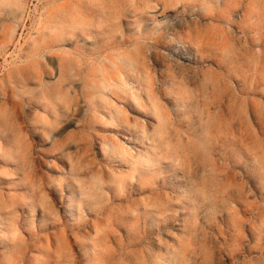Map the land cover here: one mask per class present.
Segmentation results:
<instances>
[{
	"label": "rangeland",
	"instance_id": "1",
	"mask_svg": "<svg viewBox=\"0 0 264 264\" xmlns=\"http://www.w3.org/2000/svg\"><path fill=\"white\" fill-rule=\"evenodd\" d=\"M94 1L97 0H87L88 3ZM186 3L208 6L205 7L208 18L213 15L210 6L203 5L202 0H186ZM70 5L77 7L78 0H0V90L4 82L9 81L15 92L21 93L23 86L14 83L16 78L10 79V76H16L22 68L39 60L50 65L52 71L51 76L43 77L45 83L60 81L62 69L59 63H53L51 54L28 57V52L48 25L50 15ZM157 9L158 13L147 14L150 19L147 30L139 24L132 27V33L139 37L146 31L156 30L170 38L175 33L191 46L188 54L182 52L184 47L152 49L147 52L148 69L138 72V68L133 71L129 66L126 68L132 80L120 72V58L135 48L146 51L143 43L113 48L100 60L90 61L88 71L102 70L104 63L108 65L112 61L105 75H115L130 97L137 98L131 102L134 107L125 100L94 94L84 98L82 116L75 113L70 118L74 125L63 136L46 137L45 124L54 118L46 107L50 101L39 97V107L26 106L36 138L28 129L22 135L27 144H34L31 147L34 157L19 162L11 160V163L0 157V200L3 202L0 204V264H264V241H261L264 231L260 225L264 221L261 197L264 193V99L259 96L264 95V86L256 88V94L249 96L253 111L249 139L245 143L241 135L236 134L238 144L232 147L234 168L231 173L226 167L229 162H220L225 165L223 175L229 174L221 178V184H230L236 192L235 198L225 200L224 210L215 212L204 198L205 192H200V200L205 199L206 206L198 210V203L190 199L193 188L187 184L188 178L180 174L179 183H173L172 177L175 173L172 165L179 164H174V160L182 154L177 152L179 146L193 139L189 124L181 120L187 118L190 98L194 99L196 93L200 95L194 82L198 78H223L215 64L205 63L206 54L198 47L199 37L219 40L229 32L237 39L231 43L233 49H244L241 53L245 67L235 71L231 79H225L228 93L241 105L244 97L237 86L264 80V2L245 3L240 11L233 13L231 25L211 19L200 21L196 13H183L182 5L166 12L159 11L160 7ZM252 9L256 14L250 18L248 10ZM132 16L126 21L135 23L137 19ZM155 23H158L156 28ZM122 28L126 30L127 26L122 25ZM60 50L61 56H65L64 50L72 52L70 48ZM177 50L182 57L173 53ZM160 57L166 58L164 62ZM84 74L82 77H87V73ZM106 97L113 103L112 111L123 114L125 126L135 135L110 124V111L105 105H98L104 103ZM198 97L204 100L201 95ZM7 103L2 99L0 109ZM167 124L183 135L180 139H171L168 145L161 143L163 136L159 134ZM108 128L112 131L106 132ZM42 136H45V144L39 143ZM82 138L86 141L82 142ZM63 143H70L71 148L60 147ZM3 145L0 139V149ZM56 147L58 151L53 152ZM114 148H119L128 163L122 165L109 157ZM162 150L167 154L166 159L161 158ZM140 165L146 167L142 171L146 176L134 173L133 169ZM165 177L171 181H165ZM149 178L150 189L145 191L142 183ZM122 182L135 185L134 193L121 187ZM121 190L124 196L116 200ZM166 198L172 202L167 213L159 208L161 200L165 202ZM180 199L184 203L178 201ZM238 237L242 243L236 242ZM247 248L254 255L246 254Z\"/></svg>",
	"mask_w": 264,
	"mask_h": 264
},
{
	"label": "bare ground",
	"instance_id": "2",
	"mask_svg": "<svg viewBox=\"0 0 264 264\" xmlns=\"http://www.w3.org/2000/svg\"><path fill=\"white\" fill-rule=\"evenodd\" d=\"M189 1L198 2V0ZM202 1H204L203 5L210 6V11L213 13L212 17L208 18L207 16V9H205V7L208 6L190 5L192 3L187 4L186 0H177L175 2L173 0H97L94 1V3H88L87 0H78L77 7L71 5L64 6L54 11L47 21L48 25L44 27V31L40 33L39 38L30 48L28 57H41L46 53L51 54L53 56V63H59L61 66L60 81L50 85L45 83L43 77L51 76L52 71L49 69L50 65L39 60L36 64L27 65L22 68L16 76H10V79L16 78V82L14 83L23 86L22 91H20L21 93L15 92V88L11 86L9 81L4 82L0 90V102L2 99H6L8 103L0 109V139L4 144L0 149V157L4 158L7 163H11V160H17L18 162L21 160L26 161L29 157H34L31 152V147H34V144H27L26 137L22 135L24 134L22 132L28 129L31 136L36 138L34 133H32L33 131L30 126L26 106L39 107V97H43L45 100L48 99L50 101L46 107L49 110V114L54 115L53 120L45 124L46 137H51L52 135H54V137L63 136L74 125L70 118L75 115V113L82 116L84 111L81 105L84 103V98H90L94 94H105L106 96L116 98L120 101L125 100L133 106L131 102H135L137 98L130 97L125 85L121 83L115 75L112 77H109L108 74L107 76L105 75L106 68L109 67L108 65L112 61H109L108 65L104 63V69L102 70L96 69L88 71L90 68V61L100 60L106 51L135 46L140 43L145 44L146 51L141 47L135 48L133 52H128L120 58L121 64L118 68H120L121 73H125L129 80L133 78L132 74L126 71V68L129 66L132 71L138 68V72L142 69H148L149 66L146 62L148 58L147 52L152 49L169 47L171 49H176L178 47H184L182 52L188 54L191 46L183 42V38L175 36V33L172 38L161 33V31L158 33L156 30L146 31L145 35H139V37H137L136 33H132V27L139 24L142 29H148L150 19L147 14L152 12L158 13L157 7H160L159 11L166 12L174 6L182 5L184 7L183 13H196L200 21L211 19L212 21L231 25L233 13L238 10L240 11L244 4L248 3L250 0ZM258 1L264 2V0ZM222 6H224V9H220ZM255 14V10H248L250 18ZM130 15H133L132 17L137 19L135 23L126 21V18ZM122 25L127 26L126 30L122 28ZM157 26L158 23H155L154 27L156 28ZM144 30L142 32H144ZM236 40V37L229 32L224 38H220L219 40L214 37H199L200 45L198 47L200 52L206 54L205 63L215 64L218 69L221 70L220 75L223 76V78L216 79L214 77H208L203 80L198 78V81L194 82L197 92L200 93L204 100H199L200 98L198 96L200 95L197 96V93L194 99L190 98L192 101L189 102L190 107H188L185 113L187 118L181 120V122L189 124V127H187L189 131L192 132L191 135L193 139H191L192 141L187 143V145L183 147L179 146L177 152L179 154L182 153L178 155L180 160L179 157H177L178 159L176 158L178 161L176 159L174 160V164H179L172 165L174 166L173 171L175 172L172 175L174 179L173 183H179L178 178L180 174L188 178L187 184H190L193 188L190 199L198 203L196 206L198 210H202L203 207L206 206V200H209L215 212L224 210L225 206L223 203L225 200L236 197L233 186L230 184L226 186L221 184V178L225 179L229 174H227V176L226 174L225 176L223 175V167L225 165L220 162L228 161L229 165H226V167L229 173H231L234 168L232 147L234 144H238L236 141V134L241 135L245 143H247L249 139L250 122H252L250 120L253 118V111L248 101L249 96L256 94V88L264 86V80L261 79L256 81L257 83L255 84L241 83L239 87L237 86L240 95L244 97L241 105H239L237 100L228 93V86L226 85L227 82L225 79H231L235 71H242L246 65L243 62L244 55L241 53L244 49H233L234 47H232L231 43ZM90 41L91 48L88 47ZM251 45L254 46L253 43H251ZM63 48H70L72 52L64 50L63 55L65 56H61L58 52ZM246 49L248 48H245V50ZM173 53H175L176 56L182 55L180 54V50L173 51ZM187 58H189V56H187ZM160 59L163 61L166 58L163 59V57H160ZM104 60L105 59H103V62ZM154 61L158 62V60ZM84 73H87V77H82ZM80 82L83 83L81 84ZM30 86L34 87L27 89ZM82 89L84 93H82ZM89 92L93 94L90 95ZM135 93L136 91L133 92V94ZM72 94L74 95L72 96ZM259 96L264 99V95L260 94ZM103 101L104 103L98 105H100V107L105 105L106 109L110 111L112 116L110 124L117 128H121L123 132H130L135 135L132 130L125 126L123 114L119 111H112L111 108L113 107V103L110 98L106 97ZM95 105H97V103H95ZM19 122L22 123L19 124ZM24 123L26 126H23ZM63 123H66V125L62 126ZM20 126L21 128H19ZM107 131H112V129L108 128L106 129V132ZM159 134L163 136V141L161 142L159 140V142L166 145L171 143V139H180L183 136L180 131L171 128L169 124H167L166 129L162 132L160 131ZM166 135H169L168 140H165ZM85 141L86 138H82V142ZM39 143H46L45 136L39 138ZM66 146L71 148L70 143H63L60 147L63 148ZM243 146L246 148L248 147V145L246 146L245 144H243ZM5 147L7 148L5 149ZM8 151L10 153H7ZM56 151H58L57 147L53 152ZM163 151L165 152V150L161 151V158L166 159L167 154L165 155ZM109 157H112L122 165L128 163L119 148H114L112 155H109ZM87 158V155L83 157L84 160ZM162 164L166 165L163 161ZM145 168L143 165H140L134 168L133 171L143 177L144 175L146 176V174L142 172ZM158 180L159 178H155V181ZM164 180L171 181L169 177H165ZM261 180L262 178L260 182ZM149 183H151L150 178L148 181L142 183V187L145 191L150 189ZM120 185L121 187L123 186V188H128L131 193L135 191V185L133 184L122 182ZM46 190L48 189L46 188ZM200 192H205L204 198L206 200H200ZM124 194L129 196L130 193ZM50 195H52V193ZM122 196L124 195H122L121 190L115 196V199H122ZM261 197L264 201V193ZM165 200V202L161 200L159 208L161 211L167 213L172 207V202L169 198ZM178 201L184 203L182 199ZM1 203L3 202L0 200V204ZM245 214H248V212L245 211ZM168 217L172 218L173 216ZM165 221H168V219L166 218ZM260 225L261 230L264 231V221H261ZM237 241L242 243L240 237L237 238L236 242ZM261 241H264V237ZM238 248L239 246L235 249V252L239 250ZM246 254L252 255L253 251L247 248ZM261 254L263 255V253Z\"/></svg>",
	"mask_w": 264,
	"mask_h": 264
}]
</instances>
